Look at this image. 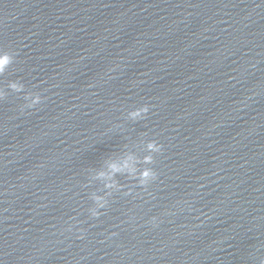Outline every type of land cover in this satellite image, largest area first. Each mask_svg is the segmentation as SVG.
Masks as SVG:
<instances>
[{
  "label": "water",
  "instance_id": "1",
  "mask_svg": "<svg viewBox=\"0 0 264 264\" xmlns=\"http://www.w3.org/2000/svg\"><path fill=\"white\" fill-rule=\"evenodd\" d=\"M0 49V264H259L264 0H0Z\"/></svg>",
  "mask_w": 264,
  "mask_h": 264
},
{
  "label": "clouds",
  "instance_id": "2",
  "mask_svg": "<svg viewBox=\"0 0 264 264\" xmlns=\"http://www.w3.org/2000/svg\"><path fill=\"white\" fill-rule=\"evenodd\" d=\"M13 56L3 49H0V74H3L8 66L12 63ZM7 88L14 92H23L24 104L20 106V110L25 108L31 109L39 105L42 102V97L36 92H25V86L18 81H9ZM6 92L3 87H0V100L6 96ZM149 106L142 105L134 108L127 113V117L132 120L143 119L145 114L148 113ZM161 145L154 140H148L145 142V155L140 158L145 165H151L153 163V154L161 151ZM137 158L131 154L125 155L120 159L111 160L107 162L105 169H101L95 172V178L103 179L105 181V188L119 189L122 186L118 185L114 179V176L118 173L127 172L135 180L136 184L145 187L151 181L156 179V172L150 166L137 169ZM130 191V189H129ZM127 194V193H125ZM90 199L93 201V207L89 209V214L92 217H99L101 212L99 209H103L107 206L108 200L105 196L98 195L96 193L90 194ZM156 218H152V222L155 223ZM259 264H264V256L259 258Z\"/></svg>",
  "mask_w": 264,
  "mask_h": 264
}]
</instances>
